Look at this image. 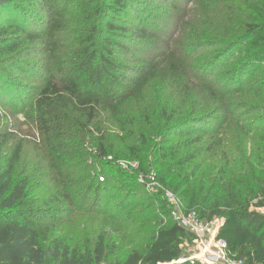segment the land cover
Returning a JSON list of instances; mask_svg holds the SVG:
<instances>
[{
  "label": "trees",
  "instance_id": "obj_1",
  "mask_svg": "<svg viewBox=\"0 0 264 264\" xmlns=\"http://www.w3.org/2000/svg\"><path fill=\"white\" fill-rule=\"evenodd\" d=\"M183 2L192 5L193 0ZM155 4L159 5L156 0H0V127L4 128L0 135V264H106L110 235L129 230L142 216L144 210L139 207L145 204L134 202L138 188L144 190L147 207L154 209L153 217L145 222H155L156 226L149 231V241L142 248L131 249L121 264H201L188 260L185 254L187 243L192 244V235L172 222L166 202L158 195L146 193L139 182L138 175L150 174L149 167H153L145 164L148 159L141 158L134 174L122 172L116 181L110 180L109 175L101 181L103 166L100 173L87 160L93 156L101 163L102 157L111 155L105 143L112 137L102 130L99 122L109 115L110 121L118 123L125 102L131 101L156 71L152 65L145 74L136 75L123 59H127L131 48L153 47L162 41V35L164 44L173 52L168 60L179 58L184 64L193 61L185 66L189 78L203 84L200 89L207 91L209 98L220 97L218 102L224 104L221 109H211L215 103L206 105L202 97L198 103L182 102L172 107L160 100L159 116L167 127L159 140L162 158L175 159L179 154L172 138H194L183 145L186 149L202 141L201 129L196 126L210 128L208 121L227 126L236 121L240 116L234 115L230 98L256 93L262 100L264 77L256 83V76L264 73V11H258L255 20L244 19L247 22L241 23L234 39H224L223 44L210 39L198 45V49L191 46L185 51L170 44L171 29L167 32L158 29L153 14ZM70 31L74 34L72 38ZM216 48L220 51L194 61L195 55ZM175 63L172 64L175 73L169 70L160 82L178 89L182 80L176 74L179 61ZM134 76L135 80L130 79ZM34 78L43 81L39 85L26 82ZM198 95L194 93L191 101ZM210 110L216 114L193 117L197 112ZM252 110L259 112L244 129L264 136V106ZM23 113L25 123L33 125L32 142L43 155L42 164L28 161L25 140L31 138L14 129V116ZM143 116L150 121L149 108L143 109ZM126 120L133 128L136 121L128 116ZM93 134H100L98 144L88 148L86 138ZM110 150H114V145L111 144ZM252 153L251 156L257 153L255 162L262 168L264 143ZM222 155L226 160L236 158L229 157L227 152ZM113 158L105 165L120 171L114 163L117 157ZM191 161L192 158L185 157L177 165L183 167ZM248 178L253 182L250 193L246 189L245 193L230 192L220 197L215 193L217 184L201 198L196 193L190 194L189 189L181 191L180 185L156 174L157 182L181 199L184 210L194 211L206 222L224 220L218 238L227 243L231 260L264 264V183L253 176ZM126 180L131 183L129 191ZM184 181L183 186H189L191 178ZM46 185H49L46 194L43 191L41 194L40 188ZM109 186L116 193L112 200L118 202L115 214L108 212L111 199L107 204L104 199ZM53 204L58 206L53 208ZM87 206H90L87 213L97 214L95 220L100 219L102 225L90 251L81 253L66 236L48 238L43 222L49 220L57 226L64 215L72 218Z\"/></svg>",
  "mask_w": 264,
  "mask_h": 264
},
{
  "label": "rangeland",
  "instance_id": "obj_2",
  "mask_svg": "<svg viewBox=\"0 0 264 264\" xmlns=\"http://www.w3.org/2000/svg\"><path fill=\"white\" fill-rule=\"evenodd\" d=\"M156 3L159 5L155 4L156 7L154 8L153 14L155 15L156 22L158 21V29L166 30V32L171 29L168 35L172 40L170 44H172L173 48L176 45L178 48L185 51H189L191 46L198 49V45H203L210 39L221 44H223L224 39H234L238 35V29L242 22L245 23L251 19L255 20L258 11H264V0H193L192 5L185 4L183 0H170L168 2L166 0H156ZM244 19L247 21H244ZM71 32L72 31L69 33L72 38L74 34ZM163 36L164 35L160 36L161 42L155 43V45L153 43V47H148L146 50H134V48H131L127 59L122 58L125 65L130 67L136 75L140 74L141 76V74H145L148 68L150 70L152 65H154L152 70L154 71L156 68V71L145 83L143 82L144 85L137 91L135 97L131 101L125 102V109L121 112V119L118 123L110 121L109 115L105 116L106 121L101 120V122H99L102 130L112 137L110 141L108 140L105 143L107 147L106 151L111 153V155L108 154L109 156L102 157L100 159L102 164L97 163L93 156H89L87 160L88 165L94 166L96 169L95 171L100 173H102L103 166V173L99 176L101 181H103L106 175H109L111 178L110 180L113 178L116 181V178L122 177L120 175L122 172L128 175L134 174L139 168L138 161H140L141 158L145 160L148 159V163L145 162V164L153 166L149 167L150 174L138 175V180L144 186L146 193H149L147 191L148 189L145 184L140 181V177L155 175L156 178V174L163 175L169 182L180 185L181 191L189 189L190 194L196 193L201 198L206 196L207 193H211V189H214L217 184L219 185L215 189V193L220 197L228 196L230 192L236 193L242 191L245 193L246 189L247 192L250 193L253 182L249 181L248 176H253V178L264 183V164L262 168H259L257 166L258 162H255L257 153L254 156L250 155L252 151L256 149V146L264 143V136L259 133L249 132L250 130H248V128V131L246 128L244 129V125L252 121L259 112L255 110L250 111L251 108L258 109V107L264 106V97L261 100V98L256 97V93L254 92V96L251 93L247 96H235V98L229 99V104L236 111L234 115H236V117L240 116L239 118H235L236 121H233L232 124L229 123L227 126H223L214 121H208L207 125L210 126V128L196 126L198 130L201 129L202 141L200 143L184 149L183 145L189 143L192 141L191 139L194 138L176 136L172 138V143L180 149L179 154H177L175 159L161 157L163 154L161 155L159 152V140L167 127L166 122L161 121L162 119L159 116L161 108L158 103L160 100L163 101L165 105L169 103L170 106L173 105L172 107H177L178 104L182 102H186L187 105L190 103H198L203 97L204 101L207 102L206 105L215 103L212 105L211 109H221L224 105L218 102L220 97L215 99L213 97L209 98L207 91H201L203 88L200 86L204 85L195 81V79L189 78L185 66L188 63H194L193 61L188 63L185 62L184 64L179 58H174L173 62L168 60V56L173 52L172 48L168 49L164 44L165 37L163 38ZM195 49L193 48V50ZM215 51H220V48H216L215 50L211 49L210 51L205 50L203 54L199 56L195 55L194 61L197 62L202 58V55L209 56ZM176 60L179 61L178 66L180 67V69L176 71V74L182 80L178 89L175 87L170 88L160 82L164 80L163 77L167 76L169 70L175 73V68H172V64H174ZM233 62L235 61L231 63ZM220 65L221 64H217V66ZM223 69L224 68H222V70ZM220 71L221 69L217 70L216 75H219ZM135 77L136 76L130 79L135 80ZM262 77H264V73L257 74L256 79L258 80L256 83H258ZM42 81L43 80L38 78H34L30 81L26 80L27 83L34 85H39ZM23 82L26 83L25 81ZM194 93L199 94L198 98L191 101V97ZM182 96L184 97L180 98ZM145 107L150 110V121L145 120L148 116H143V109ZM30 108L31 105H29L28 109ZM7 110L9 112L12 111V109L9 108H7ZM191 110L194 109L187 108V111ZM210 111L197 112L193 117L211 113L216 114L213 110ZM248 111H250V113ZM24 115L23 113L19 117L14 116L13 125L16 127L14 129L18 131V133L28 135L31 138L30 141L25 140L28 142L25 145V157L28 161L35 160L36 163L40 162L42 164L43 155L40 153L39 148L34 147L32 142V133H34L32 130L33 125L31 122H29V125L25 123L26 118ZM127 116L136 121L133 128L129 122L126 123ZM107 120L109 121L107 122ZM19 123H25V125L21 126ZM3 129V127H0V135L3 134ZM124 129L132 130L124 132ZM99 136L100 134H93L86 138L87 142L85 146L88 148L91 144L94 145V147L97 146ZM214 138H217V140H214ZM17 141L18 139L16 142ZM218 141H220L219 146ZM29 144H31V146ZM111 144L114 145L113 151L110 150ZM173 144L170 143V145ZM254 144L257 145L254 146ZM224 152H227L229 157L234 155L236 158L231 157L232 160L228 158V160H226L222 155ZM253 154L254 152L252 155ZM113 157H117L114 163L120 171L105 165L106 163L114 161ZM185 157L192 158V161L183 167H179L177 162ZM262 157L264 159V154H262ZM92 166L90 167L92 168ZM126 174L125 176L127 178L128 175ZM186 178H191L189 186H183L182 184L185 182L184 180ZM221 178L222 180L219 182ZM110 185H113V183H110ZM125 185L129 186V191V189H131L129 180L128 182L126 180ZM47 188H49V185L40 188L39 192L42 194L43 191V194H46ZM138 189L139 193L135 195L134 202L140 201L145 204L144 207H139L140 210H144L142 211V216L131 224L128 228L129 230L124 232L121 231L120 234L110 235V242L108 244L109 249L105 261L106 264L123 263L131 249L142 248L149 241V231H152L156 226L155 222H145L146 218L153 217L154 209L152 207H147L148 204L144 196V190ZM170 192L173 193L176 201L180 203L182 211L187 212L183 208L184 205L181 199L176 196L173 191ZM115 194L113 186H109L104 198L107 199L105 200L106 204L111 199L108 212L112 214L116 213V205L118 204V202L112 200ZM149 195H158L162 200H165L162 191H159L158 194L149 193ZM39 205L40 208L44 207L42 203ZM57 206L58 204H53L51 207L54 208ZM89 207L90 206H87L86 210L84 209L82 213H76L72 218H66L64 215L61 219L62 222L57 226L51 225L49 220L43 222L44 230L49 232L48 238L52 239L66 236V238L71 239L69 240L70 243L74 247H77L81 253L90 251V249L93 248L97 234L100 231L99 229L102 228V225L100 219L95 220L97 214L87 213ZM100 209H102L101 206ZM92 218H94V221H92ZM171 221L174 222L172 219ZM216 221L221 222L224 220L222 218H217ZM136 235L138 238H136ZM187 245L185 246V254L190 257L193 255L194 249L191 243H187Z\"/></svg>",
  "mask_w": 264,
  "mask_h": 264
},
{
  "label": "built area",
  "instance_id": "obj_3",
  "mask_svg": "<svg viewBox=\"0 0 264 264\" xmlns=\"http://www.w3.org/2000/svg\"><path fill=\"white\" fill-rule=\"evenodd\" d=\"M140 181L145 184L147 191L151 194L163 192L171 219L192 235L194 252L188 260L197 261L201 264H243L241 261H234L229 258L227 243L218 238L223 221L206 222L200 219L194 211H182L180 203L176 201L173 193L164 189L156 181L155 175L142 176Z\"/></svg>",
  "mask_w": 264,
  "mask_h": 264
}]
</instances>
